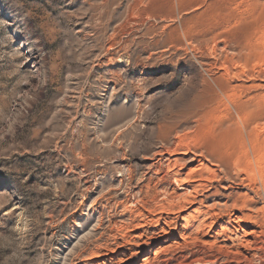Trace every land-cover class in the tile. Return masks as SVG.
Here are the masks:
<instances>
[{
    "label": "rangeland",
    "instance_id": "obj_1",
    "mask_svg": "<svg viewBox=\"0 0 264 264\" xmlns=\"http://www.w3.org/2000/svg\"><path fill=\"white\" fill-rule=\"evenodd\" d=\"M222 193L255 202L226 241L186 222ZM159 215L201 240L150 238ZM263 223L264 0H0V264H263Z\"/></svg>",
    "mask_w": 264,
    "mask_h": 264
},
{
    "label": "bare ground",
    "instance_id": "obj_2",
    "mask_svg": "<svg viewBox=\"0 0 264 264\" xmlns=\"http://www.w3.org/2000/svg\"><path fill=\"white\" fill-rule=\"evenodd\" d=\"M184 158V157H183ZM161 159V158H160ZM191 159V158H190ZM174 160V162H179V161H184V159H182V158H174L173 159ZM191 161V160H190ZM194 161V160H193ZM163 162V161H162ZM158 167V166H157ZM160 167V166H159ZM206 168V167H205ZM207 170V172L210 170L211 172H212V170H211V168H206ZM209 169V170H208ZM160 168L158 169V170H156L155 172H154V174H156V175H159L160 174ZM244 170V169H243ZM169 172H171V171H169ZM189 172H198L197 171V169H192V170H190ZM201 172H203V171H199L198 172V174L199 173H201ZM214 173H215V171H213ZM249 172V171H248ZM209 173V172H208ZM153 174V175H154ZM162 175L160 176V179H158V180H160L161 181V183H162V185L164 186V187H162L163 188V190H162V195H163V197H164V199L166 200V201H168L170 204H172V205H176L177 203H180V202H188L189 204H194L195 202H198L196 199H195V197H193V196H191L192 197V199L191 200H189V197L188 196H186V195H182V194H179V193H177L176 192V190L175 189H173L172 190V192L171 193H169L168 192V190H167V187L168 186H171V184H172V182L170 181V175L169 174H167V172L166 173H161ZM205 175H206V173H205ZM205 175H203V173H201L199 176H198V178H197V180L196 181H198V188H201L202 189V187L204 186V184H203V180L206 178L205 177ZM212 175V174H211ZM214 175V174H213ZM216 175H214V177H215ZM218 176V175H217ZM220 176V175H219ZM179 177V176H178ZM192 177V176H191ZM211 177V176H210ZM146 178V177H145ZM148 178H150V177H148ZM237 178V177H236ZM173 181H175V182H178L179 181V179L177 178V177H173ZM248 179V178H247ZM251 179V178H250ZM218 180V179H217ZM121 181V180H120ZM249 181V180H248ZM217 182V181H216ZM121 184V183H120ZM209 186V185H208ZM181 188V187H180ZM194 188V187H193ZM208 188V187H207ZM258 189V188H257ZM196 192H198V189H193V193H196ZM218 192H219V190L216 192L217 194H218ZM215 193V194H216ZM245 194V193H244ZM219 195V194H218ZM221 196H222V200L221 201H217V202H214L213 201V203L212 204H205V205H203L202 204V201L200 202V205H201V207H199L197 210H196V212L197 213H188V217L186 218V222H187V224L188 223H194V222H199L200 224H202L203 226H207V224H208V219H213V220H209L210 221V226H211V224H212V226L213 225H216V222H217V220L218 219H220L221 220V223L218 225V226H220V228H222V231L221 232H219V234H217V235H222L223 236V240H227L229 237H227L226 236V234H225V230L227 229L226 228V226H228V225H230L231 223H237V226L239 227V229L238 228H236L237 230L236 231H238V230H243L242 229V227L240 226V223H242L243 221H246V220H250L253 216L251 215V214H249V213H246V214H243L242 216H234L233 218H231L230 216H228V215H230V213H231V211L233 210V209H237V210H248V211H251V212H253L254 211V209H255V202L254 201H251V200H248L247 198H241V199H236V198H233L232 197V194H229V193H222V194H220ZM153 196V195H152ZM157 196V193H155L154 194V197H152V199L153 198H155ZM249 197V196H248ZM201 200V199H200ZM136 202H141L140 200H136ZM115 203H117V202H115ZM199 203V202H198ZM119 205V204H118ZM124 207V206H123ZM165 208V207H164ZM143 209V208H142ZM144 210H145V208H144ZM263 211V210H262ZM135 213V212H134ZM254 213V212H253ZM136 214V213H135ZM258 214V213H257ZM143 212L141 211V210H139V211H137V216H140V217H143ZM134 216V215H133ZM226 216H228V218H226ZM129 217V216H128ZM226 218V219H225ZM140 219V218H139ZM166 219H167V217H162V215H159L155 220H154V224L153 225H151V226H149V229H151L152 231H151V235H150V238H151V236H154V235H156V238L157 239H162L163 237H165V236H169V235H173V234H176V235H179L185 242L187 241H190V240H192V239H194V238H198L197 237V235H198V230L195 232L193 229H191V228H183L182 229V231H175V221H172L171 220V222H167L166 221ZM169 219V218H168ZM189 220H190V222H189ZM121 221V220H120ZM134 221H136V220H134L133 219V217L131 218H126V221H124L123 223H122V226L123 227H125L126 228V231H127V228L128 227H134V228H136V229H138V228H143V227H147V221H145L143 218H141V221H143V222H139V224L138 223H135V224H133V222ZM219 221V220H218ZM252 221L253 222H255V220H253L252 219ZM101 223V218H100V220H99V224ZM133 224V225H132ZM161 224H165V226L166 227H162L161 226ZM264 224V223H263ZM114 225V224H113ZM209 225V224H208ZM226 225V226H225ZM121 226V227H122ZM112 227V226H111ZM113 228V227H112ZM124 228V229H125ZM234 228V227H233ZM130 229H132V228H130ZM129 230V229H128ZM209 230V229H208ZM235 230V229H234ZM143 231V230H142ZM148 231V230H147ZM173 231V232H172ZM211 231V230H210ZM229 230H227V232H228ZM217 232V231H216ZM230 232V231H229ZM254 231H252V233H253ZM251 233V234H252ZM261 237L258 239V241H255V242H253L254 244V250L256 251V256H255V258H257V259H259V260H261L262 261V263L264 264V225H263V229L261 230ZM232 234V233H231ZM237 234V233H236ZM235 234V235H236ZM244 234V233H243ZM245 234H249V233H246L245 232ZM259 235V234H258ZM216 236V235H215ZM231 236V235H230ZM233 236V235H232ZM143 237H144V235H143V233H139L138 235H134V236H130L129 235V233H125V242L123 243V246H128V248L131 250V249H136L135 251H131V257H133L134 258V256L135 255H137V254H139L140 252H139V250L138 249H143L142 247H144L146 244H147V242H146V239H143ZM259 237V236H258ZM129 238V239H128ZM131 238V239H130ZM190 239V240H189ZM199 239V238H198ZM197 239V240H198ZM199 240H201V239H199ZM213 240V239H212ZM222 240V239H221ZM234 240V239H233ZM244 240H246V239H244ZM193 241V240H192ZM214 241V240H213ZM243 241V240H242ZM186 242V243H187ZM216 242V241H215ZM247 242H249V241H247ZM203 243H205V242H203ZM207 243V242H206ZM214 243V242H213ZM223 243V242H222ZM240 243V242H239ZM246 243V242H245ZM186 244L184 243V246H185ZM221 246H223V245H221ZM220 246V247H221ZM229 246V245H228ZM232 246V245H231ZM226 247H227V245H226ZM225 247V248H226ZM182 248V247H181ZM224 248V247H223ZM229 248V247H228ZM232 248V247H231ZM252 249V248H251ZM234 251V250H233ZM259 252H261V253H259ZM92 253V252H91ZM240 252L238 251V254H239ZM95 254V253H94ZM237 254V253H236ZM241 254V253H240ZM204 255V254H203ZM223 256H224V259H225V263H223V264H229V263H231V262H233V264H252L251 262H252V259L251 258H249V257H247V256H244L243 258H239V257H235V256H230L229 255V253H227V252H224L223 253ZM216 254H212V255H205V256H196V255H194L193 257H189L190 259H188L187 257L184 259V257H182L183 259L180 261V264H190V263H194V262H196V263H198V262H207V263H209V264H215L216 263ZM148 261H149V259L148 258H145L144 260H143V263L144 264H147L148 263ZM244 261V262H243Z\"/></svg>",
    "mask_w": 264,
    "mask_h": 264
}]
</instances>
